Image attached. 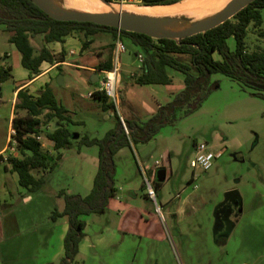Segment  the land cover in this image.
<instances>
[{"label": "rangeland", "instance_id": "obj_1", "mask_svg": "<svg viewBox=\"0 0 264 264\" xmlns=\"http://www.w3.org/2000/svg\"><path fill=\"white\" fill-rule=\"evenodd\" d=\"M136 1L138 3L132 0L124 3L125 10L141 6L140 0ZM134 3L137 5H130ZM6 35L0 31V47ZM76 36L78 40L83 39L80 33ZM91 38V44L84 50L88 57L86 61L92 57L89 51L113 50V33L99 32ZM122 41L126 52L120 58L121 68L129 63L130 72L121 69L115 107L121 123L126 119L146 121L158 105L170 102L183 89L184 76L169 69L170 85L136 84L133 75L142 63L138 55L142 60L144 57L141 49L128 38L122 37ZM246 43L248 50H264V37L252 25L248 28ZM39 44L34 42L36 53ZM228 45L234 48L233 38L228 40ZM4 48L10 52L9 48ZM81 52L65 54L64 60L68 65L55 67L45 78V85L68 110L74 122L68 127L72 133L78 134V138L72 140L70 149L59 151L61 160L52 172L46 174V183L38 192L30 193L18 185L15 175L0 174V189L6 176L5 188L9 192L6 197L0 195V210L6 199L12 204L18 220V225H5V235L0 243V264H58L64 255L63 238L68 229L66 217L52 219L53 213L56 210L61 212L64 207V198L59 196V192L63 190L69 195L85 197L92 189L98 168V148L78 147L76 141L84 135L103 138L114 128L115 120L111 111H104L101 104L91 97L93 91L99 90V85L91 81L90 72L71 66L78 63L76 58ZM7 60L4 64L13 66L15 82L20 80L19 72L24 71L20 57L13 55ZM50 66L45 65L42 71ZM59 76L61 83L57 81ZM210 81L211 92L196 111L187 115L179 112L176 122L163 127L150 141L123 148L117 155L114 175L117 196L109 200L104 214L81 217L88 228L84 231L85 241L81 240L78 245L73 264H150L146 259L150 252L149 244L161 250V254L153 252L152 264H263L260 260H264V98L255 96L256 91L251 87L220 73L213 74ZM45 85L41 88L37 85L34 94L38 95ZM11 88L10 80L5 83L4 102H0V148L9 138L11 128L8 101ZM23 114L19 111V115ZM56 126L55 121L43 124L41 136L45 139L43 134L53 131ZM201 142L207 143L213 153L221 152L206 171L193 170L190 166L194 145ZM43 149L50 150L51 159L58 154L47 139ZM15 155L19 156L17 152ZM155 161L160 163L157 168ZM4 164L7 163L0 160L3 173ZM158 169L166 170V181L155 189V202L158 204L180 192L182 195L189 192L201 194L211 202L200 207L195 219L188 218L177 226L165 218L159 225L163 239L157 236L150 240L142 235L141 225H131L124 232L126 234H120L121 215L126 217L134 213L129 210L130 206L146 207L140 186L147 178L155 187L154 175ZM191 178L193 180L188 184ZM132 191H135L136 198H130ZM234 191L242 199L243 210L236 219V214L223 211V206L215 208V202L219 200L220 204L227 195L233 196ZM24 196H28L30 201H23ZM119 201L123 205L119 207L120 212L115 207ZM150 210L160 216L154 203ZM135 228L139 232L135 233Z\"/></svg>", "mask_w": 264, "mask_h": 264}, {"label": "trees", "instance_id": "obj_2", "mask_svg": "<svg viewBox=\"0 0 264 264\" xmlns=\"http://www.w3.org/2000/svg\"><path fill=\"white\" fill-rule=\"evenodd\" d=\"M180 1L140 0L143 6H167ZM251 25L259 29V35L264 37V0H254L223 24L179 42L172 39H153L143 34L120 30L121 37L128 38L138 46L144 57L138 71L133 75L136 84L170 85L172 77L168 70L172 69L183 74L184 87L170 102L158 105L148 120L141 122L126 119L124 122L128 134L124 131L115 104L99 90L91 93V97L101 104L104 111L112 112L115 126L101 139L84 135L76 141L78 147L98 148V168L87 196L69 195L63 190L59 192V196L64 198V207L61 212L56 210L52 219L66 217L68 229L63 238L64 255L58 264L74 262L86 225L81 217L93 213L103 214L109 200L116 196L114 157L117 152L151 140L163 127L173 125L179 112L187 115L196 111L211 92L210 79L213 74H223L233 81L251 87L256 91L255 96L264 98V92L250 86H264V50L247 48V31ZM0 27L8 34V42L20 53L21 66L28 71L29 80L41 74L40 67L43 63L52 66L65 61L64 51L56 55L43 47L36 53L31 45V38L40 35L45 44L64 43L67 37L80 33L83 35V39H79L81 50L84 51L91 44L93 35L110 32L115 37L118 30L87 22L54 20L36 7L32 0H0ZM230 38L234 40L233 49L228 45ZM110 67L111 62L98 65L96 70H108ZM11 70V65H0V84L11 78ZM16 99L11 128L15 130L13 139L19 156H9L6 163L17 174L19 185L28 192L35 193L45 185L46 174L52 172L61 160L59 151L72 147L73 133L68 125L74 122L48 85L38 95L32 94L26 88L19 89ZM19 111L24 114L19 115ZM52 121L56 122V128L43 135L52 143L53 150L58 152L54 159H51V153L44 150L35 139L42 135V125ZM192 180L191 178L188 184ZM154 183L156 190L163 184L156 180ZM142 188H145L144 183Z\"/></svg>", "mask_w": 264, "mask_h": 264}, {"label": "crops", "instance_id": "obj_3", "mask_svg": "<svg viewBox=\"0 0 264 264\" xmlns=\"http://www.w3.org/2000/svg\"><path fill=\"white\" fill-rule=\"evenodd\" d=\"M37 41L40 43L39 48H38L39 50L41 48L45 47V48L49 49L51 52L53 51L52 52L53 54L60 53L61 51H64V53L66 55L68 53H70V51H72L73 54H75V51L81 52V44H80L78 38H76V35L67 37L64 43H50V44H45L43 39H42V36L38 35V36L31 38V45L33 46V48H35L34 42H37ZM1 45H2V47H0V65H4V63L6 61L8 62L7 59H9V57L11 58V56H13V55H15L17 58L20 57V64H21V55L19 52L18 53L16 52L17 50L14 47V45H12L8 42V35L3 37V43ZM4 47L9 48L10 52H7ZM109 51L111 52V54H110V52H108V50L106 51V49H103V52L99 51L97 53L89 51V54L90 53L92 54V57L88 59L89 61H86V58H88L87 54L84 51H82L80 53V57L76 58V61H78V63H76L75 65H71V66L74 67L75 69H78L81 71L90 72L89 73L90 79L94 78V74H96L97 78H98V81L96 83H98V85H99V81L102 78V74L100 71H102V70H96V67H98V65H100V64L106 65L107 63H109L111 61L110 56L112 55V50H109ZM45 65H48V64L43 63L40 67L41 74L39 76L33 78L32 80H29V77H28L29 73L26 69H23L24 71L20 70L19 73H20L22 78L16 82H15V77H14V73H13L14 68L11 65V67H12L11 78L9 80H7V81H10V80L12 81V88H11L12 90L10 92V98L8 100L10 103V116H9L10 124H11L12 119L14 117L13 110H14V105L17 102V99H16L17 91L19 89L26 88L32 94H34L35 93L34 91L36 89H38L37 85L39 86V88H41L42 85H45L47 83V82H45V80H46L45 78H46V75L48 72L53 70L58 65H61L62 67L67 66L68 63L66 61H64L62 63H55L54 65L50 66L49 69L42 71V69L44 68ZM121 69L124 71L129 70V72H130L129 63L122 65ZM129 72H127V73H129ZM6 82L0 84V102H4L3 95L5 94V83ZM8 140H9V138L6 139L5 144L0 148V153L6 149L7 144H8ZM121 151H122V149L119 150L117 152V154L115 155V157H114L115 161L117 160V155ZM15 153L16 152H14L12 154V156H14ZM3 170H4V173L0 171L1 175H8V174H10L11 176L15 175L17 177V183H18V176L15 172L11 171L10 165L4 164ZM4 178H5V180L2 184V188L0 189V195L3 197H6V195L9 194V192L5 188V186L7 184V182H6L7 177L4 176ZM165 181H166V179H165ZM18 185H19V183H18ZM141 188H142V186H140V190H141ZM142 190H143L142 192L144 195L143 200L146 204V207L135 208V207L130 206L129 210L134 211V213H132L131 215H127L126 217H124L123 214L121 215V218H120V225H121L120 227L121 228H120V230H118V232L120 234H123L127 229H129L131 227V225H136V226L141 225L142 228L140 229V232L142 233V235L149 237L150 240H152V238H156L157 236H160L161 239H163L164 235H163L159 225L163 224V221H165V218L173 221L174 226H177L176 224L183 223L185 220H188V218L195 219V214H196V212H198L200 207L205 205L207 202L208 203L211 202V201H207L208 199L205 198L201 194H192L189 192V193H186L185 195H182V192H180L179 194H176L175 197H173L167 201L163 200V202L161 204L160 203L158 204L157 202L150 200L147 197L146 192H145V188L144 189L142 188ZM230 193H232V192H230ZM159 194L161 195V192ZM156 197H157V195H156ZM226 197L223 200V202L221 201L220 204H219V200H218V202H215V206H216L215 208H219V205L223 204L225 201L224 205L228 206V208L230 209L229 211L231 213L236 214V216H235V219H236L238 217L239 213L243 212V210L241 209L242 208V199H241L240 195L238 193H236V191H234L233 196H231V197L229 196L228 201H226ZM130 198H136L135 191H132L130 193ZM23 201L28 202V201H30V198L28 196H24ZM153 203L155 204V208H156V206L161 208L160 216L159 215L156 216L155 213L151 212L150 207H152ZM122 206H123L122 202L119 201L118 205L115 207L120 212L119 207L121 208ZM223 211H224V209H223ZM5 225H10V226L11 225H18V220L16 219V217L14 216V212L12 211V204L10 202H7L6 199H5V203H4L2 210H0V243H1V240L3 238V235H5V232H4ZM231 226L234 227V225H231ZM87 228H88V225H85L84 231H87ZM134 231H135V233L139 232V230H137L136 228ZM124 234H126V233H124ZM100 235H102V234H100ZM85 237H86V235L84 234V236L82 238L83 241H85ZM140 237H142V236H140ZM100 238L101 237H99V239ZM148 247H149L150 252L147 255L146 259L149 260L148 262L150 264H152L154 262L152 259L153 252H155V253L160 252V254H161V250L158 247L154 246L153 244H149ZM63 254H64V249H63ZM260 262H263V264H264V260H260ZM43 263L49 264L48 262H43ZM158 263H159V261H158ZM242 264H249V263L243 262Z\"/></svg>", "mask_w": 264, "mask_h": 264}, {"label": "water", "instance_id": "obj_4", "mask_svg": "<svg viewBox=\"0 0 264 264\" xmlns=\"http://www.w3.org/2000/svg\"><path fill=\"white\" fill-rule=\"evenodd\" d=\"M34 5L50 18L57 21H76L87 22L99 26L113 27L126 32H133L146 35L153 39H172L180 41L186 37H190L199 33H204L211 30L225 21L231 19L240 10L248 6L254 0H232L225 9L210 16L207 19L198 21L191 26L177 30L169 31L163 28L164 23L143 16L131 15L118 12H72L63 10L55 6L50 0H32ZM105 3H113L112 1L102 0ZM165 6V5H163ZM58 83H61V77H58ZM93 83L98 81L97 75L91 79ZM253 88L264 92V86L259 84H251ZM78 138V134L73 133V139ZM158 183H163L166 179V170L158 169L155 175Z\"/></svg>", "mask_w": 264, "mask_h": 264}, {"label": "bare ground", "instance_id": "obj_5", "mask_svg": "<svg viewBox=\"0 0 264 264\" xmlns=\"http://www.w3.org/2000/svg\"><path fill=\"white\" fill-rule=\"evenodd\" d=\"M55 6L72 12H119L156 19L163 28L177 31L216 15L232 0H181L167 6H138L125 10V4L105 3L102 0H50ZM134 2H137L134 0ZM138 3V2H137ZM137 3L130 5H137Z\"/></svg>", "mask_w": 264, "mask_h": 264}, {"label": "built area", "instance_id": "obj_6", "mask_svg": "<svg viewBox=\"0 0 264 264\" xmlns=\"http://www.w3.org/2000/svg\"><path fill=\"white\" fill-rule=\"evenodd\" d=\"M131 2V0H114L117 4H124L126 2ZM134 1V0H132ZM126 52V47L122 41L120 30L118 29L115 37H114V47L112 50L111 55V67L108 70H102L100 71L102 74V78L99 81V91L103 92L104 95L112 101L114 104L117 103L118 100V85L120 83L121 79V62L120 58L123 53ZM73 54V52H70ZM140 57V61H142L141 55H138ZM91 95V94H90ZM122 125L124 128V131L128 134V130L124 125V122L122 121ZM15 135V130L10 128L9 131V140L6 149L0 153V160L2 162H7V159L9 156H12L15 150L16 142L13 139V136ZM35 139L41 143L42 148L45 146V139L42 136H36ZM194 158L190 160V166L193 170H208L212 166V162L217 159L221 152L218 151L216 153H213L210 146L205 143H196L194 145ZM160 163L158 161H155V167H159ZM142 173L144 174L143 169ZM155 176V175H154ZM145 192L147 197L150 200L155 201L156 199V191L154 187L152 186L149 179L145 178ZM156 212L159 214L161 213V208L156 206L155 208Z\"/></svg>", "mask_w": 264, "mask_h": 264}, {"label": "flooded vegetation", "instance_id": "obj_7", "mask_svg": "<svg viewBox=\"0 0 264 264\" xmlns=\"http://www.w3.org/2000/svg\"><path fill=\"white\" fill-rule=\"evenodd\" d=\"M228 198H229V195H227V197H226V201H228ZM224 204H225V201H224L223 204H221V206H223V209H224L225 212H227L228 214H230V213H231V212L229 211L230 209L228 208L227 205H224ZM220 227H222V225H220ZM223 227H224V225H223Z\"/></svg>", "mask_w": 264, "mask_h": 264}]
</instances>
